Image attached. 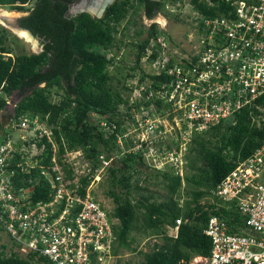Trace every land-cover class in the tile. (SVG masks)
Segmentation results:
<instances>
[{"label": "built area", "instance_id": "2783aa9c", "mask_svg": "<svg viewBox=\"0 0 264 264\" xmlns=\"http://www.w3.org/2000/svg\"><path fill=\"white\" fill-rule=\"evenodd\" d=\"M220 1L225 6L221 15L203 17L194 10L197 39L193 53L162 56L164 42L159 38L164 35L153 39L145 58L156 42L160 50L151 62H159L157 70L148 73L162 74L164 79L153 89L148 78H138L130 86L136 92L131 103L154 98L162 107L154 102L141 105L138 134L127 147L118 139L124 152H139L154 168L181 177L192 136L231 120L264 94V0ZM5 128L10 132L4 131L0 138V231L8 236L13 251L41 257L49 264H114V222L88 189L89 184L85 193L78 191L79 177L88 174L90 166L78 174L68 156L74 151L84 156L82 151L64 155L63 162L73 167L69 178L57 161V146L48 124L37 116L20 115L17 119L11 116ZM14 130L21 135L13 138ZM43 137L51 143L48 165L40 163L44 144L38 143ZM109 162L102 159L92 178ZM33 169L47 181L43 199L33 198L34 185L15 183L18 176ZM30 187L34 189L30 191ZM212 194L226 207L234 202L243 227L232 231L221 214H209L203 228L210 240L209 253L194 255L181 264H264V141L237 162ZM180 223L178 218L174 226H168L170 236H177Z\"/></svg>", "mask_w": 264, "mask_h": 264}, {"label": "trees", "instance_id": "16d2710c", "mask_svg": "<svg viewBox=\"0 0 264 264\" xmlns=\"http://www.w3.org/2000/svg\"><path fill=\"white\" fill-rule=\"evenodd\" d=\"M28 1L0 0V6L22 10ZM36 1L35 9L22 19V23L34 34L47 39L43 51L7 55L12 51L5 43L6 30L0 27V115L7 97L15 90L19 93L28 91L9 116L14 119L20 115L30 118L37 116L51 127L57 146V161L63 165L69 178L73 177V167L63 162L64 155L73 150L82 151L90 166L89 173L79 177L78 191L82 194L95 168L102 165V159L110 161L105 167L108 172L106 195L115 203L112 215L118 220V224L114 225L116 247L113 253L119 247H129V234L137 217L136 212L141 207L144 208L143 226L152 228L154 234H163V241L155 243L151 251L144 253L140 264H181V261H188L194 255L208 254L210 240L203 233V228L211 213L221 214L232 231H240L243 217L235 209L234 202H231V207H226L212 194V190L237 162L250 155L264 141V94L239 110L231 120H223L192 136L186 154V171L182 177L169 170L154 169L167 189L162 201H151V195H142L134 203L130 198L133 188L131 179L133 173L138 172L137 166L147 164L139 152H124L118 139H122L125 147L132 142L131 138L123 136L126 132L123 125L125 115L131 117L129 110L133 106L139 109L141 105L147 107L154 102L160 109L162 105L154 98L136 99L128 104V98L111 84L113 75L108 67L115 62V56H108L107 52L118 45V26L127 19L128 12H133L139 18L141 15L152 18L167 4L179 0H114L99 18L87 12L66 18V7L59 0ZM210 1L211 4L207 0H189L193 10L203 17L221 15L225 9L224 3L220 0ZM128 23H135V20L129 19ZM142 33L145 36L137 44L133 69L140 70V81L148 78L151 88L155 89L164 76L144 71L140 67V60L145 57L153 39L165 35V32L154 22L147 28L140 23L135 34ZM153 44L152 53L147 57L149 62L157 58L160 50L159 44ZM72 61L77 63L75 71L61 72V67L69 66ZM41 83L44 85L40 86ZM52 86L63 90L58 100L50 97L49 89ZM122 105L127 108L126 112H122ZM4 131L10 132L0 118V138ZM41 143L44 150L40 163L48 165L52 156L51 143L45 137L38 144ZM167 147L170 145L167 144ZM113 151L117 152L113 154ZM112 160L115 161L111 163ZM15 183L24 187L34 185V199L47 196V181L38 169L18 176ZM134 188L136 190L138 186ZM206 197L211 200L201 202ZM178 218H181V223L177 236L168 235L162 228L174 226ZM39 263L49 264L35 255L21 256L13 250L7 253L4 246L0 249V264Z\"/></svg>", "mask_w": 264, "mask_h": 264}, {"label": "rangeland", "instance_id": "374dc122", "mask_svg": "<svg viewBox=\"0 0 264 264\" xmlns=\"http://www.w3.org/2000/svg\"><path fill=\"white\" fill-rule=\"evenodd\" d=\"M4 11H8L11 15L5 16L4 18L1 16ZM20 14V11L10 10L7 6H0V27L5 28V43L12 51V53H8L7 55H14L21 52L37 53L39 49L38 41L29 36L25 31L18 29L15 25V23H17V17L20 16ZM195 15L196 13L189 3V0H179L172 4H167L164 10L157 12L152 18H146L144 15H141L139 18L133 12H128L127 19H125L118 26L119 31L116 33L118 45H114L107 52L108 56H115V62L108 67L109 73L113 75L111 84L115 89L119 90L125 98H128V104H131L136 94L130 86H133L132 84L135 82L137 83V79L141 75L138 68L133 69L135 55L137 52V44L141 38L145 36V33H142L141 35L135 34V30L139 24L142 23L144 27L147 28L151 23H157L158 26L165 32V38L163 39L162 36L159 38V40L164 42V48L162 49L161 55L178 57L194 52L197 39L194 21ZM129 19L135 20V23H128ZM21 32H23L26 36H29V38L26 39L23 37ZM158 62L159 60L149 62L145 57H143L140 60V67L146 72H153L157 70ZM63 83L65 84V82ZM39 85L43 86V83ZM124 86H126V89ZM28 93V91L19 93V91L15 90L9 97H7L6 106L1 111L0 115L4 127L10 123L11 116H9V114L12 112L13 105H16V103ZM49 93L53 100H58L63 94V90L57 86H52L49 89ZM120 108L122 112H126L127 110V108L123 105ZM262 110L264 111V108ZM129 112L131 113V117L125 115L126 117L123 125L126 129L125 135L130 138H135L138 134L136 120L139 116V109H136L133 106ZM154 113L155 116L158 117V114L156 112ZM262 118H264V116ZM165 124L167 125V121ZM169 126H171V124H169ZM170 128L167 127L168 130H172ZM20 135V131L14 130L13 138H17ZM116 152L117 151H113V154ZM68 156L69 159L73 160L72 162H74L75 169L78 174H82L88 170L89 163L80 151L71 152ZM114 161L112 160L111 163ZM144 161L147 165L137 166L136 169H138V172L133 173V177L131 179L133 188L130 198L135 203L136 199L141 198L142 195H151V201L160 202L166 197L167 189L161 181L162 177L156 174L153 163H151L146 157H144ZM99 173L100 174L95 176L94 179L92 178L93 180L90 181L88 189L95 199L98 200L104 209L109 213L111 220L114 222V225H116L118 224V220L112 215L115 203L112 198L106 195V190L108 188V172L106 168H102ZM135 185L138 186L136 190L134 188ZM182 186H184V182H182ZM210 200V198L206 197L201 199V202ZM143 210L144 208L142 207L138 208L136 212L137 217L133 223V229L129 234L131 243L128 248L119 247L116 250L114 254V264H140L143 261L144 253L151 251L155 243H161L163 241V234H154L152 232V228L143 226ZM162 229L169 235V229L167 227ZM11 244L12 243L8 236L4 232L0 231V249L4 246V250L9 253L13 250V246Z\"/></svg>", "mask_w": 264, "mask_h": 264}, {"label": "flooded vegetation", "instance_id": "af4514ba", "mask_svg": "<svg viewBox=\"0 0 264 264\" xmlns=\"http://www.w3.org/2000/svg\"><path fill=\"white\" fill-rule=\"evenodd\" d=\"M101 1L102 0H79L78 2H76L74 0H59V2L64 5L63 7H66L65 10H64V16L66 18H71L72 16H75V15L81 13V12H84V11L86 12L88 7H95V9L97 10L99 5H100V3H101ZM71 2H74V5L71 6L70 5ZM36 5H37V1L36 0H29L28 2H26L24 4V6H23L24 8L22 10H16V11H20L21 14H20V16L17 17V23H15V25L17 26L18 29L25 31L26 33H27L26 30L31 32V34L33 36V37L32 36L31 37L38 41L39 49H38L37 53H39V52L43 51L44 45H45L47 39L43 35L40 36V35L34 34L31 29H29L28 27H26L22 23V21H23L22 19L25 18V17H28L32 13V11L35 9ZM83 9H84V11H81ZM76 10H79L80 12L76 11ZM104 12H103V14H104ZM68 13H70V16H67ZM87 13L91 14L90 12H87ZM91 16L95 17L94 14H91ZM76 68H77V63L75 61H72L69 64V66H67L65 68L61 67V72H63L64 74H66L67 72L71 73V72H74ZM43 85H44V83H43Z\"/></svg>", "mask_w": 264, "mask_h": 264}, {"label": "water", "instance_id": "95a60500", "mask_svg": "<svg viewBox=\"0 0 264 264\" xmlns=\"http://www.w3.org/2000/svg\"><path fill=\"white\" fill-rule=\"evenodd\" d=\"M76 2H78L79 0H74ZM114 0H102L98 9L96 10L95 7H88L87 11L86 12H90L91 14H94L95 17L99 18L101 17V15L103 14V12L105 11V9L107 8L108 5H110ZM155 1H158V0H155ZM75 2V3H76ZM71 6L74 5V2H71L70 4ZM70 6V7H71ZM76 11H79V10H76ZM81 11H84L81 10ZM80 12V11H79ZM85 12V11H84ZM67 16H70V13L67 14ZM27 33L32 36L31 32H29L28 30H26ZM33 37V36H32ZM15 104L13 105V108H14ZM34 189V187H30L29 190L32 191Z\"/></svg>", "mask_w": 264, "mask_h": 264}, {"label": "bare ground", "instance_id": "6f19581e", "mask_svg": "<svg viewBox=\"0 0 264 264\" xmlns=\"http://www.w3.org/2000/svg\"><path fill=\"white\" fill-rule=\"evenodd\" d=\"M9 15H11V13H9L8 11H4L3 12V15H1V16H3L4 18H5V16H9ZM23 31V30H22ZM21 35L23 36V37H25L26 39H28L29 38V36H26L23 32H21ZM31 38V37H30ZM33 41V40H32Z\"/></svg>", "mask_w": 264, "mask_h": 264}, {"label": "crops", "instance_id": "0c3cea01", "mask_svg": "<svg viewBox=\"0 0 264 264\" xmlns=\"http://www.w3.org/2000/svg\"><path fill=\"white\" fill-rule=\"evenodd\" d=\"M12 111H13V108H12ZM12 113V112H11Z\"/></svg>", "mask_w": 264, "mask_h": 264}]
</instances>
